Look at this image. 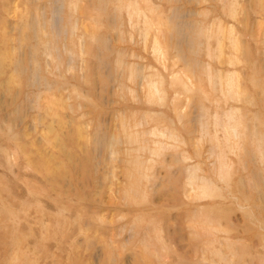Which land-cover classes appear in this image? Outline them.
I'll return each mask as SVG.
<instances>
[{"label": "rangeland", "instance_id": "rangeland-1", "mask_svg": "<svg viewBox=\"0 0 264 264\" xmlns=\"http://www.w3.org/2000/svg\"><path fill=\"white\" fill-rule=\"evenodd\" d=\"M0 264H264V0H0Z\"/></svg>", "mask_w": 264, "mask_h": 264}]
</instances>
